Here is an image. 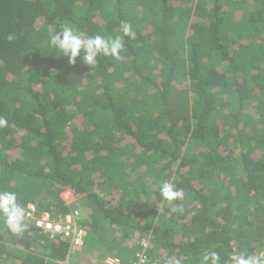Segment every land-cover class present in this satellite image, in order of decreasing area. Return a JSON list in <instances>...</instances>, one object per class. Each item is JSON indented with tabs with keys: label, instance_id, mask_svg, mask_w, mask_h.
Returning a JSON list of instances; mask_svg holds the SVG:
<instances>
[{
	"label": "trees",
	"instance_id": "16d2710c",
	"mask_svg": "<svg viewBox=\"0 0 264 264\" xmlns=\"http://www.w3.org/2000/svg\"><path fill=\"white\" fill-rule=\"evenodd\" d=\"M63 25L121 36V58L70 65L49 43ZM0 118V193L71 214L79 264H129L142 239L148 264L264 259V0H0ZM68 248L0 214V264H65Z\"/></svg>",
	"mask_w": 264,
	"mask_h": 264
},
{
	"label": "clouds",
	"instance_id": "9594fccd",
	"mask_svg": "<svg viewBox=\"0 0 264 264\" xmlns=\"http://www.w3.org/2000/svg\"><path fill=\"white\" fill-rule=\"evenodd\" d=\"M120 31L124 36L131 39L136 38L131 24L122 22ZM15 34L7 37L11 42L15 39ZM50 46L58 49L62 57L68 59L70 65H75L77 60H81L86 66L95 68L100 56H112L120 59L121 50L124 48V40L121 36L115 38L94 35L85 38L84 35L77 32L74 28L63 25L61 30L50 37ZM7 120L0 118V127L7 126ZM161 196L167 201L182 200L185 192L182 188H177L172 183H163L160 188ZM182 210V209H181ZM172 211H176L174 207ZM0 214L3 215L4 223L13 233L23 231L25 227L26 209L18 203L15 192L4 191L0 193ZM232 264H264V259L249 256L247 258L232 256ZM204 264H222L220 254L216 251H206L203 255ZM166 264H180L175 258H169Z\"/></svg>",
	"mask_w": 264,
	"mask_h": 264
},
{
	"label": "built area",
	"instance_id": "2783aa9c",
	"mask_svg": "<svg viewBox=\"0 0 264 264\" xmlns=\"http://www.w3.org/2000/svg\"><path fill=\"white\" fill-rule=\"evenodd\" d=\"M72 196L69 192L62 195V198L68 204V200ZM26 217L31 219L34 226L39 229L49 239H56L67 241L69 244L68 253L65 264H70V259L77 250L83 248V243L86 237V231L82 228L70 214L64 220L53 221L48 218V215H43L41 218L34 215V208L29 205ZM77 215V212L74 213ZM149 241L142 239L140 241L141 250L131 257L129 264H148L149 257L147 252ZM105 264H123L118 259L108 258L104 261ZM154 264V263H153ZM232 264V262H231Z\"/></svg>",
	"mask_w": 264,
	"mask_h": 264
},
{
	"label": "rangeland",
	"instance_id": "374dc122",
	"mask_svg": "<svg viewBox=\"0 0 264 264\" xmlns=\"http://www.w3.org/2000/svg\"><path fill=\"white\" fill-rule=\"evenodd\" d=\"M69 199H71V200H68V203L69 204H73V206H76L77 208H76V211H78V213H79V217H78V222L79 221H84V220H86L87 219V216H86V212H85V209H84V207H82L81 205H80V201H77V202H72V200H73V197L72 196H70V198ZM80 260H81V253H80V257H79V263H80ZM89 264H105L104 263V261L103 262H90Z\"/></svg>",
	"mask_w": 264,
	"mask_h": 264
},
{
	"label": "crops",
	"instance_id": "0c3cea01",
	"mask_svg": "<svg viewBox=\"0 0 264 264\" xmlns=\"http://www.w3.org/2000/svg\"><path fill=\"white\" fill-rule=\"evenodd\" d=\"M81 250H77L75 254L70 259V264H79V257H80Z\"/></svg>",
	"mask_w": 264,
	"mask_h": 264
}]
</instances>
